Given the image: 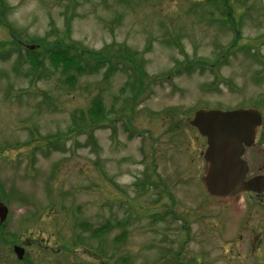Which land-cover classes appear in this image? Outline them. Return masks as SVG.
<instances>
[{"label":"rangeland","instance_id":"obj_1","mask_svg":"<svg viewBox=\"0 0 264 264\" xmlns=\"http://www.w3.org/2000/svg\"><path fill=\"white\" fill-rule=\"evenodd\" d=\"M2 2L0 237L26 243L25 264H264L251 209L207 194L190 125L264 115V0ZM68 42L87 73L52 56ZM97 95L107 120L90 128L77 111ZM3 239L0 264H23Z\"/></svg>","mask_w":264,"mask_h":264},{"label":"water","instance_id":"obj_2","mask_svg":"<svg viewBox=\"0 0 264 264\" xmlns=\"http://www.w3.org/2000/svg\"><path fill=\"white\" fill-rule=\"evenodd\" d=\"M199 133L207 139L204 154L206 171L203 181L212 197H235L243 191L264 187L254 179L244 181L247 165L241 159L243 143L251 145L257 127L261 124L259 112L254 110H201L191 122ZM7 207L0 206V218L7 217ZM19 258L24 251L16 248Z\"/></svg>","mask_w":264,"mask_h":264},{"label":"flooded vegetation","instance_id":"obj_3","mask_svg":"<svg viewBox=\"0 0 264 264\" xmlns=\"http://www.w3.org/2000/svg\"><path fill=\"white\" fill-rule=\"evenodd\" d=\"M258 157L264 158V115H262V124L257 130L255 143L252 147L246 148L243 154V159L247 162L249 170L246 175V180L251 179L253 176L257 175H264V166H262V161L258 159ZM239 202H243V204L251 209L250 211V220L245 222V228H256L253 237L258 239V250L261 249V239L264 236V191H256V192H249L243 193L238 196ZM1 203V202H0ZM4 229L0 223V231ZM253 233H251L252 235ZM4 238V239H3ZM3 239L1 244H5L8 241H11V246H17L16 244L13 245V241L7 240L6 236L0 237V240ZM25 243V242H24ZM25 245V244H24ZM13 252L6 254L7 258H13ZM16 256V255H15ZM1 261V260H0ZM12 264V263H10Z\"/></svg>","mask_w":264,"mask_h":264},{"label":"trees","instance_id":"obj_4","mask_svg":"<svg viewBox=\"0 0 264 264\" xmlns=\"http://www.w3.org/2000/svg\"><path fill=\"white\" fill-rule=\"evenodd\" d=\"M0 3H1V5H0V24H2L5 27H7V30L10 33V36H11V35H13V27L10 25V23H6L5 22L4 17H3V14H2V11H1V8H2V5H3L2 0H0ZM54 44L56 45V43H54ZM35 45L37 47L40 46L38 44H35ZM55 45H54V47L51 48V50L53 52L52 56L55 59L58 60V58H60L65 63H67L69 61H76L77 62V66L74 69L75 70H78V71H83L84 73H87V71L89 70L88 67L86 66V64L80 62L78 58H76L78 56L73 51V50H77L78 53L85 52V51L79 49V48H81L79 45H77V44L73 45V44H70V42H68L67 45H63V47L60 46L59 48L58 47H55ZM88 53L91 54L92 52L90 53V51H88ZM98 62L99 61L96 58L97 67H98ZM99 68H100V66H99ZM134 68L138 69V71H139V78H140V66L134 64ZM65 70H68V67L67 66H65ZM110 70H111V67L109 68L108 73H107L108 79H109V75L108 74L110 73ZM135 75L137 76L138 73H136ZM108 79H106V80H108ZM75 82H76V76L75 77H71V80L65 82L64 84H66L68 86V85L75 84ZM105 109H106V106H105V103H104V97L102 95H97V96H95V97H93L91 99V101L89 103V107L86 108V110H79V111H77L78 114H79V116H80L79 117L80 118L79 119V122L80 123H83L84 125L87 124V126H89V127L92 125V121H91L92 119L93 120H99L98 123H104V121L107 120L105 114H103V111ZM73 119H74V117H73ZM74 120H77V119H74ZM89 139H91V138L89 137ZM37 142H38V140L35 139V138H33L27 144H29V146H34V144L37 143ZM107 229L108 228L106 226V227L103 228V231H105ZM122 233H123V235L125 234V232H122ZM99 236H96V237H99Z\"/></svg>","mask_w":264,"mask_h":264}]
</instances>
